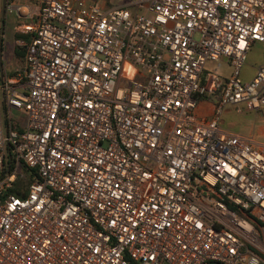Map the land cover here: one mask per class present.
Here are the masks:
<instances>
[{
	"label": "built area",
	"instance_id": "2783aa9c",
	"mask_svg": "<svg viewBox=\"0 0 264 264\" xmlns=\"http://www.w3.org/2000/svg\"><path fill=\"white\" fill-rule=\"evenodd\" d=\"M12 10L27 37L8 70L0 20V264L264 263V142L221 123L264 107V63L241 74L264 0ZM221 58L225 76L206 67Z\"/></svg>",
	"mask_w": 264,
	"mask_h": 264
},
{
	"label": "rangeland",
	"instance_id": "374dc122",
	"mask_svg": "<svg viewBox=\"0 0 264 264\" xmlns=\"http://www.w3.org/2000/svg\"><path fill=\"white\" fill-rule=\"evenodd\" d=\"M18 2H25L26 0H15ZM110 4L115 5H127L128 2L134 0H108ZM3 21L4 26V49L2 62L6 65L8 70H14L16 67L23 65L24 57L16 52V48L22 49L23 53L25 50L24 43H17L18 38H24L25 35L19 34L14 29L15 22L19 19V14L16 10L8 12L7 17L0 18L1 24ZM221 61H208L206 67L215 69L220 73L228 74L230 72V66L222 58ZM264 62V42L254 41L251 43L244 64L241 68V74L244 78H248L254 71L257 64ZM210 100L205 99L201 102L197 108V113L203 114L210 110ZM206 103V105H205ZM21 116L25 117V112L21 113ZM254 122V110L245 109L244 105L236 106L233 104H227L221 113V123L223 126L230 128L238 132L249 133L252 130Z\"/></svg>",
	"mask_w": 264,
	"mask_h": 264
},
{
	"label": "crops",
	"instance_id": "0c3cea01",
	"mask_svg": "<svg viewBox=\"0 0 264 264\" xmlns=\"http://www.w3.org/2000/svg\"><path fill=\"white\" fill-rule=\"evenodd\" d=\"M88 1L95 2V3H97V4H99V5L103 6V7H108V6H127L129 8L135 9L138 6L139 2L145 3L148 0H134V1L128 2L127 5L110 4L108 0H88ZM23 35H25V34H23ZM26 37H27V35H25L23 39H25ZM23 57H24V55H23ZM220 60L222 61L223 59L221 58L218 61H220ZM262 63H264V62H262ZM259 64H261V63H259ZM259 64H257V65H259ZM253 73H254V71H253ZM221 74L223 76L227 75L225 73H221ZM252 74L248 78H244V76L242 75V78L245 79V80H248V79H250ZM205 105H206V103H205ZM247 110H252V109H247ZM197 114H198V116H200L202 118H209L211 116V109L206 111V112H204L203 114H200V113H197ZM247 134L252 135L258 141L264 142V107L259 109V110H254V122H253L252 130H251V132H249Z\"/></svg>",
	"mask_w": 264,
	"mask_h": 264
},
{
	"label": "trees",
	"instance_id": "16d2710c",
	"mask_svg": "<svg viewBox=\"0 0 264 264\" xmlns=\"http://www.w3.org/2000/svg\"><path fill=\"white\" fill-rule=\"evenodd\" d=\"M19 34H21V33H17L16 35H19ZM16 52L19 55H23L24 54L23 51H22V49H20V48H16ZM260 264H264V263L261 262Z\"/></svg>",
	"mask_w": 264,
	"mask_h": 264
},
{
	"label": "water",
	"instance_id": "95a60500",
	"mask_svg": "<svg viewBox=\"0 0 264 264\" xmlns=\"http://www.w3.org/2000/svg\"><path fill=\"white\" fill-rule=\"evenodd\" d=\"M212 263H215V262H212ZM216 264H219L218 262Z\"/></svg>",
	"mask_w": 264,
	"mask_h": 264
}]
</instances>
